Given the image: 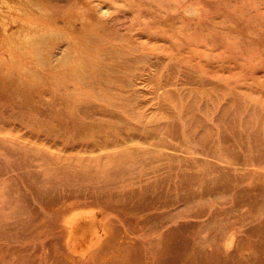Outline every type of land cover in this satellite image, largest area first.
<instances>
[{
    "label": "rangeland",
    "instance_id": "rangeland-1",
    "mask_svg": "<svg viewBox=\"0 0 264 264\" xmlns=\"http://www.w3.org/2000/svg\"><path fill=\"white\" fill-rule=\"evenodd\" d=\"M0 19V264L39 250L35 188L156 174L186 264H264V0H0Z\"/></svg>",
    "mask_w": 264,
    "mask_h": 264
},
{
    "label": "bare ground",
    "instance_id": "bare-ground-1",
    "mask_svg": "<svg viewBox=\"0 0 264 264\" xmlns=\"http://www.w3.org/2000/svg\"><path fill=\"white\" fill-rule=\"evenodd\" d=\"M25 50L28 51V48ZM155 176L151 177L148 184L138 186L135 183L125 184L122 180L120 187L112 186L111 182L110 185L82 183L76 189L66 185V189L58 194L47 191V186L32 190L35 203L26 204L25 201L23 209L29 216L27 222L21 224L22 236L34 243L33 247L39 246L37 251L31 249L36 253L28 254L33 258L30 264H37L34 256L40 257V264H186L184 223L174 226L175 209L183 208V197L174 194L171 178ZM89 191L94 195L89 196ZM82 197L90 200H74Z\"/></svg>",
    "mask_w": 264,
    "mask_h": 264
}]
</instances>
